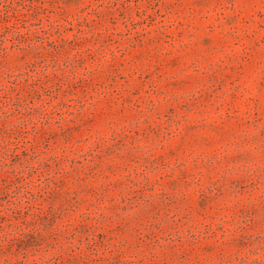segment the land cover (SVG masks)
<instances>
[{
  "label": "rangeland",
  "instance_id": "obj_1",
  "mask_svg": "<svg viewBox=\"0 0 264 264\" xmlns=\"http://www.w3.org/2000/svg\"><path fill=\"white\" fill-rule=\"evenodd\" d=\"M0 264H264V0H0Z\"/></svg>",
  "mask_w": 264,
  "mask_h": 264
}]
</instances>
